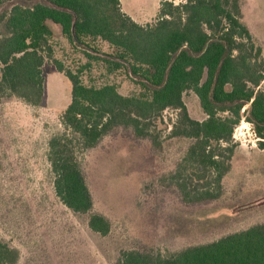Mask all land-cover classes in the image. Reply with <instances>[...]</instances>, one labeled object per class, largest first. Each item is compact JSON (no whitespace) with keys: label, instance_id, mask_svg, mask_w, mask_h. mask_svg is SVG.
Instances as JSON below:
<instances>
[{"label":"trees","instance_id":"1","mask_svg":"<svg viewBox=\"0 0 264 264\" xmlns=\"http://www.w3.org/2000/svg\"><path fill=\"white\" fill-rule=\"evenodd\" d=\"M53 26L75 46L108 44L109 72L126 70L140 92L124 96L115 84L85 85L82 72L54 59ZM46 60L72 84L63 131L48 146L54 190L71 211L88 215L97 234L108 235L111 223L93 210L81 157L115 130L156 142L163 112H179L172 134L192 143L168 180L187 204L223 195L243 119L264 150V57L243 22L241 0H161L157 21L146 26L125 13L120 0H0V95L40 107ZM188 91L199 98L204 121L189 115ZM19 259L0 237V264ZM117 264H264V223L173 253L123 250Z\"/></svg>","mask_w":264,"mask_h":264},{"label":"rangeland","instance_id":"2","mask_svg":"<svg viewBox=\"0 0 264 264\" xmlns=\"http://www.w3.org/2000/svg\"><path fill=\"white\" fill-rule=\"evenodd\" d=\"M121 2L143 26L158 19L161 0ZM241 7L264 57V0H241ZM53 29L54 59L82 72L85 85L115 84L124 96L140 92L126 70L109 72L103 59L113 55L108 44L75 46ZM43 74L46 95L38 108L0 95V237L19 251L18 264H117L123 250L173 253L264 223V150L252 126L243 119L235 130L237 148L223 195L187 204L168 177L192 141L172 134L179 112L167 109L156 122L158 142L119 128L82 155L93 210L111 223L108 235L93 232L88 215L71 211L56 196L48 162L49 141L63 131L72 84L53 61L46 60ZM183 99L191 118L206 119L193 91Z\"/></svg>","mask_w":264,"mask_h":264},{"label":"crops","instance_id":"3","mask_svg":"<svg viewBox=\"0 0 264 264\" xmlns=\"http://www.w3.org/2000/svg\"><path fill=\"white\" fill-rule=\"evenodd\" d=\"M121 1V0H120ZM121 4H123L122 2H121ZM136 21V20H135Z\"/></svg>","mask_w":264,"mask_h":264}]
</instances>
